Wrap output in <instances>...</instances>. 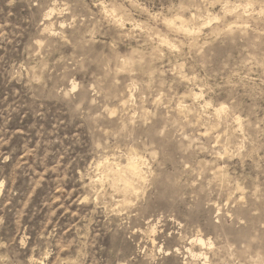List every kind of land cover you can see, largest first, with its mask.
Listing matches in <instances>:
<instances>
[{
    "label": "rangeland",
    "instance_id": "1",
    "mask_svg": "<svg viewBox=\"0 0 264 264\" xmlns=\"http://www.w3.org/2000/svg\"><path fill=\"white\" fill-rule=\"evenodd\" d=\"M1 184L0 264H264V0H0Z\"/></svg>",
    "mask_w": 264,
    "mask_h": 264
},
{
    "label": "bare ground",
    "instance_id": "2",
    "mask_svg": "<svg viewBox=\"0 0 264 264\" xmlns=\"http://www.w3.org/2000/svg\"><path fill=\"white\" fill-rule=\"evenodd\" d=\"M170 23V22H169ZM181 25V24H180ZM185 28V27H184ZM186 30V29H185ZM189 31V30H188ZM75 89V88H74ZM194 95V94H193ZM196 95V94H195ZM199 95V94H198ZM225 107V106H224ZM219 108V107H218ZM222 108V107H221ZM221 108L219 109L221 111ZM224 109V108H223ZM218 110V111H219ZM225 114V113H224ZM217 116V115H216ZM239 120V119H238ZM138 159V158H137ZM108 160V159H107ZM129 161H127V165H125V167H123L121 164H112L109 161H107L106 163V167L108 168V176H114L116 179L121 180V182H123L124 187L125 188H134V184H133V179H141L146 175H143V170H142V161L138 162L134 159H128ZM101 174V173H100ZM106 174V173H105ZM102 176V175H101ZM107 176V175H106ZM107 176V177H108ZM145 178V177H144ZM143 178V179H144ZM105 180V179H104ZM123 186V185H122ZM3 184L0 185V190L2 189ZM119 190V189H118ZM141 190V189H140ZM125 192V191H124ZM128 200V199H127ZM125 202V201H124ZM198 241L200 244H205V242L203 241V239H199L196 240Z\"/></svg>",
    "mask_w": 264,
    "mask_h": 264
}]
</instances>
